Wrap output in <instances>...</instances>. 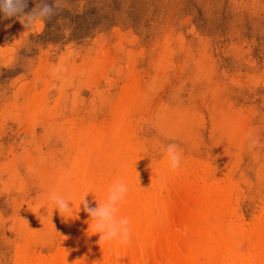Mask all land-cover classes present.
I'll use <instances>...</instances> for the list:
<instances>
[{
    "label": "rangeland",
    "instance_id": "1",
    "mask_svg": "<svg viewBox=\"0 0 264 264\" xmlns=\"http://www.w3.org/2000/svg\"><path fill=\"white\" fill-rule=\"evenodd\" d=\"M61 2L33 30L0 14V264L54 263L77 203L88 217L84 194L97 198L123 171L131 181L139 172L137 190L193 180L201 208L217 191L254 237L264 226V0ZM43 3L55 0H28L26 11Z\"/></svg>",
    "mask_w": 264,
    "mask_h": 264
},
{
    "label": "bare ground",
    "instance_id": "2",
    "mask_svg": "<svg viewBox=\"0 0 264 264\" xmlns=\"http://www.w3.org/2000/svg\"><path fill=\"white\" fill-rule=\"evenodd\" d=\"M137 175L131 181L124 171L109 174L103 193L86 199L89 208H97L107 201L115 182L126 184L128 191L116 205V216L128 220L129 242L99 244L93 218L89 213L86 217L77 203L69 223L72 231L52 264H264V226L247 241L245 227L216 198L217 191L210 194L213 207L201 208V198L192 196L193 180L176 190L162 181L148 191L137 190Z\"/></svg>",
    "mask_w": 264,
    "mask_h": 264
},
{
    "label": "clouds",
    "instance_id": "3",
    "mask_svg": "<svg viewBox=\"0 0 264 264\" xmlns=\"http://www.w3.org/2000/svg\"><path fill=\"white\" fill-rule=\"evenodd\" d=\"M61 6V0H55L54 5L43 3L32 8L30 11H26L28 0H0V14L5 19L15 18L26 30H33L55 15ZM248 135L250 137L249 148L251 149L258 144V140L252 137V133ZM163 151L166 153L171 169L178 170L181 167L179 145L169 143ZM127 191L126 184L120 181L115 182L109 190L107 201L97 208H89L88 202L85 199L88 193L84 194L81 203H83L84 210L93 218L95 234L100 233L99 244L113 240H118L121 244L129 242L130 231L127 227L129 222L126 218L117 219L116 216L118 211L116 205L123 201ZM48 199L55 208L59 209L62 217H64V214L72 212L69 198L64 194L52 192L49 194ZM43 217L47 218V216Z\"/></svg>",
    "mask_w": 264,
    "mask_h": 264
}]
</instances>
